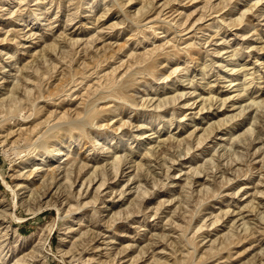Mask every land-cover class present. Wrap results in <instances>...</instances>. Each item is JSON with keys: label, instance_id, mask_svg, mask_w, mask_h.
Instances as JSON below:
<instances>
[{"label": "rangeland", "instance_id": "rangeland-1", "mask_svg": "<svg viewBox=\"0 0 264 264\" xmlns=\"http://www.w3.org/2000/svg\"><path fill=\"white\" fill-rule=\"evenodd\" d=\"M168 2L0 0V264H264V0Z\"/></svg>", "mask_w": 264, "mask_h": 264}, {"label": "bare ground", "instance_id": "bare-ground-1", "mask_svg": "<svg viewBox=\"0 0 264 264\" xmlns=\"http://www.w3.org/2000/svg\"><path fill=\"white\" fill-rule=\"evenodd\" d=\"M116 2H117V1H116ZM167 2H168V0H167ZM170 3H171V2H170ZM166 4H167V3H166ZM166 4H165V5H166ZM167 5H170L169 2H168ZM167 5H166V6H167ZM164 7H165V6H164ZM243 16H245V15H242V16H240V17H243ZM102 17H104V16H102ZM100 18H101V17H100ZM100 18H99V20H100ZM241 19H242V18H241ZM97 21H98V20H97ZM74 43H75V42H74ZM76 43H77V42H76ZM76 43H75V44H76ZM56 46H57V45H56ZM240 46H241V45H240ZM57 47H58V46H57ZM240 48H241V47H240ZM247 48H248V47H247ZM262 48H263V47H262ZM54 49H55V48H54ZM241 49H242V48H241ZM241 49L234 50L233 52H235V51H236V52L233 53V56L235 57V56L239 55L240 51H242ZM55 50H56V49H55ZM263 50H264V49H263ZM53 51H54V50H53ZM214 53H215V52H214ZM233 56H232V57H233ZM243 56H244V55H243ZM229 62H230V61H229ZM234 62H235V61H234ZM234 62H231V64H230V65L233 64V68L230 69V70L233 71V72H235V71L237 70L236 65L234 64ZM46 63H47V62H46ZM89 63H90V62H89ZM91 63H92V62H91ZM97 63L99 64V61H98ZM101 64H102V63H101ZM204 64H205V65H204V66H205L204 68L208 67V66H206V64H207V60H206V62H205ZM255 64H256V63H255ZM43 65H44V63H43ZM88 65H90V64H88ZM244 65H245V64H244ZM247 65H248V64H247ZM45 66H46V65H45ZM97 66H98V65H97ZM55 68H56V67H55ZM55 68H54V70H56ZM201 68H202V67H201ZM235 68H236V70H235ZM241 68H242V67H241ZM247 68H248V67H247ZM24 69H25V68H24ZM242 69H243V68H242ZM25 70H28V69H25ZM51 70H52V69H51ZM202 70H203V68H202ZM240 70H241V69H240ZM244 70H245V69H244ZM247 70H248V69H247ZM45 71H46V70H45ZM86 71H87V70H86ZM143 71H144V70H143ZM176 71H177V70H176ZM203 71L205 72L206 70H203ZM231 71H230V72H231ZM241 71H243V70H241ZM248 71H249V70H248ZM87 72H89V71H87ZM237 72H240V71H237ZM43 73H45V72H43ZM245 73H246V72H245ZM31 74H32V73H31ZM139 74H140V73H139ZM248 74H249V73H248ZM248 74H246L245 76H247ZM33 75H34V74H33ZM35 75H36V74H35ZM203 75H205V74H203ZM40 76H41V75H40ZM251 76H252V74H251ZM24 77H25V76H24ZM32 77H33V76H32ZM36 77H37V75H36ZM89 77H91V76H89ZM42 78H43V75H42ZM84 78H86V77H84ZM18 79H19V78H18ZM226 79H227V78H226ZM27 80H28V79H27ZM42 80H43V79H42ZM17 82H18V80H17ZM17 82H16L15 85H13V88L11 87L12 89H9V91L7 92L9 95H7V96H9V98H11V99H12V97H14L13 100H14L15 98H18V97H19V98H21V97H22V98H23V97L26 98V97H27V94H30L29 96H31V93H33V91H32V90H31V91H30V90H27V91L24 92V93L20 92V90H19V88H20L19 85H21V84H19V82H18V84H17ZM71 82H72V81H71ZM75 82H76V81H75ZM233 82H234V81H233ZM233 82H231V83L233 84ZM73 83H74V82H73ZM237 83H238V82H237ZM13 84H14V83H13ZM76 84H77V82H76ZM76 84H75V86H76ZM235 84H236V83H235ZM23 85H24V84H23ZM78 85H80V84H78ZM78 85H77V86H78ZM236 85H237V84H236ZM250 85H251V84H250ZM246 86H247V85H245L244 88H246ZM3 87H4V86H2V88H3ZM21 87H22V86H21ZM33 87H34V86H33ZM233 87H234V86H233ZM249 87H250V86H249ZM27 88H28V87H27ZM20 89H21V88H20ZM32 89H33V88H32ZM239 89H240V88H239ZM242 89H243V88H242ZM247 89H248V87H247ZM2 90H3V89H2ZM67 90H68V89H67ZM243 90H244V89H243ZM42 91H43V90H42ZM68 91H70V89H69ZM71 91L73 92V90H71ZM115 92H116V91H115ZM66 93H67V92L64 91V94H66ZM244 93H245V92H244ZM16 95H18V96H16ZM38 95H39V94H38ZM239 95H241V94H239ZM242 95H243V91H242ZM39 96L42 97L41 95H39ZM50 96H51V95H50ZM192 96H193V95H192ZM214 96H215V95H214ZM214 96L211 97L210 99H208L209 97L207 98L208 101L211 102L210 104H209V102L206 101V100H205L204 102L202 101L203 103L201 102V103H202V106H201L200 110L198 109V110H199V113H200V112H203V111L207 108V105H210V108L213 107L212 105H213V101H214V99H215ZM31 97H32V96H31ZM182 97H183V96H182ZM231 97H232V96H231ZM238 97H239V96H238ZM9 98H8V100H10ZM35 98H36V99H39V98H37V97H35ZM109 98H110V97H109ZM109 98H108V99H109ZM180 98H181V97H180ZM40 99H41V98H40ZM42 99H43V97H42ZM51 99H52V98H51ZM8 100H7V101H8ZM24 100H26V99H24ZM24 100L22 99V101H24ZM32 100H33V99H32ZM253 100H254V99H253ZM3 101H4V100H2V102H3ZM11 101H12V100H11ZM19 101H21V100H19ZM19 101H17V102L14 101V103H15V104H16V103L18 104ZM22 101H21V104H23ZM28 101H29V100H28ZM30 101H31V100H30ZM150 101H151V100H150ZM216 101H217V100H216ZM222 101H224L222 105L225 106V105H226L225 103H226L227 100H222ZM0 102H1V101H0ZM31 102H33V101H31ZM46 102H47V101H46ZM161 102H162V101H161ZM227 102H228V101H227ZM26 103H27V100H26ZM35 103L37 104V102H35ZM146 103H147V102H146ZM159 103H160V102H159ZM194 103H195V102H194ZM255 103H256V102L254 101V103H252V104L255 105ZM257 103H259V102H257ZM257 103H256V105H258ZM28 104L30 105V103H28ZM33 104H34V102H33ZM186 104H188V103H186ZM260 104H262V103H260ZM34 105H35V104H34ZM58 105H59V104H58ZM141 105H142V104H141ZM189 105H190V102H189ZM193 105H194V104H193ZM253 105H252V106H253ZM13 106H14V105H13ZM17 106H19V105H17ZM23 106H24V105H23ZM27 106H28V105H27ZM27 106H26V107H27ZM30 106H31V105H30ZM37 106H38V105H37ZM86 106H87V105H85V107H86ZM142 106H143V105H142ZM142 106H141V107H142ZM144 106H146V105H144ZM186 106H188V105H186ZM10 107L13 108L12 106H10ZM10 107H9V108H10ZM19 107H22V106H19ZM19 107H18V108H19ZM24 107H25V106H24ZM28 107H29V106H28ZM31 107H32V106H31ZM31 107H30V109H31ZM93 107H94V106H93ZM147 107H148V106H147ZM258 107H259V106H258ZM18 108H17V109H18ZM22 108H23V107H22ZM34 108H35V107H34ZM157 108H159V107H157ZM250 108H251V107H250ZM253 108H254V107H253ZM259 108H260V107H259ZM259 108H258V110H259ZM262 108H264V107H262V105H261V109H260V110H262ZM9 110H10V109H9ZM25 110H26V108H25ZM155 110H157V109H155ZM256 110H257V109H256ZM258 110H257V111H258ZM11 111H12V109H11ZM29 111H30V110H29ZM32 111H33V109H32ZM38 111H39V110H38ZM12 112H13V111H12ZM40 112H41V111H40ZM87 112H88V111H87ZM258 112H259V111H258ZM258 112H257V113H258ZM5 113H6V112H5ZM8 113H9V112H8ZM10 113H11V112H10ZM20 113H21V112H20ZM52 113H53V112H52ZM83 113L85 114L84 111H83ZM83 113H82V114H83ZM199 113H198V114H199ZM257 113H256V114H257ZM84 114H83V115H84ZM260 114H261V113H260ZM260 114H259V116H261ZM262 114H263V113H262ZM5 115H6V114H5ZM7 115H9V114H7ZM32 115L34 116V114H32ZM50 115H52V114H50ZM83 115H82V116H83ZM257 115H258V114H257ZM52 116H53V115H52ZM65 116H66V115H65ZM82 116H81V117H82ZM67 117H68V116H67ZM256 117H257V116H256ZM256 117H255V119H256ZM10 118H11V116H10ZM31 118H32V117H31ZM83 118H84V117H83ZM263 118H264V117H263ZM34 119H35V118H34ZM65 119H66V118H65ZM69 119H70V118H69ZM69 119H68V120H69ZM71 119H72V118H71ZM75 119H76V118H75ZM79 119H80V117H79ZM79 119H76V120H79ZM26 120H27V119H26ZM76 120H75V121H74V120H73V121L71 120L72 122L69 120L68 125H70V126L73 127L74 129H77V131H78V130L82 131L81 126L79 127L80 124L78 125V124L76 123ZM81 121H82V120H81ZM66 122H67V121H66ZM82 122H83V121H82ZM64 123H65V122H64ZM218 123L220 124V120L218 121ZM218 123L214 122L215 125H217V126L220 127L221 125H218ZM222 123H223V122H222ZM60 124H61V123L57 124V126H56V127H53V128H52V127L50 128V127H49L50 124H49V126H48V127H49V130H50V129L53 130V129L59 127ZM124 124H125V123H124ZM124 124H123V125H124ZM63 125H64V124H63ZM83 125H84V124H83ZM91 125H92V124H91ZM120 125H121V124H120ZM211 125H213V123H212ZM46 126H47V125H46ZM54 126H55V125H54ZM61 126H62V124H61ZM209 126H210V125L207 126V129H208V130L211 129V130H209L210 132L207 131L206 128H205V131H206V133L209 132V133L211 134V131H212V133H213V129H215V128H213V127L211 128V127H209ZM48 127L46 128V130L48 129ZM214 127H215V126H214ZM219 127H218V129H219ZM222 127H223V125L221 126V129H222ZM119 128H120V126H119ZM70 129H71V128H70ZM83 129H84V128H83ZM205 131H204V132H205ZM47 132H49V131H47ZM85 132H86V131H85ZM214 132H216V130H214ZM59 133H60V132H59ZM59 133H58V134H59ZM207 134H208V133H207ZM253 134H254V133H253ZM51 135H52V134H51ZM55 135H56V134H55ZM83 135H84V134H83ZM83 135H82V136H83ZM41 136H42V135H41ZM60 136H61V135H60ZM51 137H52V136H51ZM80 137H81V136H80ZM172 137H173V136H172ZM39 138H40V137H39ZM48 138H49V137H48ZM173 138H174V137H173ZM173 138H171V139H173ZM253 138H254V137H253ZM255 138H257V137H255ZM40 139H41V138H40ZM54 139H55V137H54ZM54 139H52V140L54 141ZM46 140H47V139H46ZM175 140H176V139H175ZM253 140H255V139H253ZM253 140H252V141H253ZM41 141H42V140H41ZM49 141H50V140H49ZM160 141H161V140H159V141H157V142H160ZM256 141H257V140H256ZM43 142L45 143V141H43ZM161 142L164 143L165 141H161ZM178 142H179V141H178ZM44 143H42V144H44ZM55 143H56V142H55ZM163 143H161L160 146H161V145H164ZM202 143H203V142H201L200 144L198 143V144L201 145ZM40 144H41V143H40ZM42 144H41V145H42ZM46 144H48V141H47ZM49 144H50V143H49ZM53 144H54V142H53ZM165 144H166V143H165ZM51 145H52V144H51ZM141 145H142V144H141ZM157 145H158V144H156V146H157ZM42 146H43V145H42ZM46 146H48V145H46ZM156 146H155V147H156ZM36 147H39V146H36ZM44 147H45V146H44ZM45 148H46V147H45ZM53 148H54V147H53ZM55 148H56V147H55ZM55 148H54V149H55ZM104 148H105V146H104ZM104 148H101V149H104ZM139 148H140V147H139ZM158 148H159V147H158ZM238 148H239V146H238ZM48 149H49V148H48ZM141 149H142V148H141ZM152 149H153V148H152ZM165 149H166V148H165ZM52 150H53V149H52ZM56 150H57V151H56L57 153L55 154V156H58V157H60V156H65V153H66L65 150H63V149H57V148H56ZM153 150H154V149H153ZM153 150H150V152H154V153H156V152L153 151ZM155 150H156V149H155ZM158 150H159V149H158ZM160 150H161V149H160ZM189 150H190V149H189ZM110 151H111V150H110ZM156 151H157V150H156ZM113 152H115V151H113ZM147 152H149V151H147ZM147 152H146V153H147ZM104 153H105V152H104ZM154 153H152V154H153L154 157H155V154H154ZM49 154H50V153H49ZM109 154H110V153H109ZM147 154H148V153H147ZM150 154H151V153H150ZM38 155H39V154H38ZM115 155H116V154H115ZM145 155H146V154H145ZM153 155H151V157H152ZM158 155H159V154H158ZM220 155H221V154H220ZM146 156H147V155H146ZM156 156H157V154H156ZM122 157H124V156L122 155ZM122 157H119L118 155H116V156L112 157V159H111V160H112V163H111V165H110V169H112V170L114 169V170H115V172H116V176H117V174L119 173L118 171H119V168H121L120 166L125 162V159H123ZM150 159H152V158H150ZM216 159H217V158H216ZM95 160H96V159H95ZM143 160H144V159H143ZM155 160H156V159H155ZM211 160H212V159H211ZM109 162H110V161H109ZM109 162H108V163H109ZM82 163H83V162H82ZM125 163H126V162H125ZM80 164H81V163H80ZM80 164H79V167H80V166H81V167L79 168L80 170H79L78 172H79V173H82L81 171H83L87 166H89V164H88V165H87V163H86V165H84V163H83V165H80ZM72 166H73V165H72ZM96 166H97V165H96ZM103 166L105 167V164H104ZM138 166H140V164H139ZM138 166H137V167H138ZM94 167H95V166H94ZM97 167H98V166H97ZM97 167H95V170L92 172V174H90V175L87 177L88 183H90L89 186H91V185H92L91 183H93L95 180H96V181L98 180V179H97V177H98V176H97V171H98ZM104 167H101V168H104ZM141 167H142V165H141ZM141 167H140V168H141ZM71 168L73 169V167H71ZM77 168H78V166H77ZM98 168H100V167H98ZM101 168H100V169H101ZM140 168L138 167V169H139L138 171H139V172H140L141 170H143V169H140ZM142 168H143V167H142ZM76 170H77V169H76ZM101 170H102V169H101ZM105 170H106V169H105ZM69 171H72V170L69 169ZM73 171H75V170H73ZM102 171H103V170H102ZM138 171H137V172H138ZM149 171H150V170H149ZM167 171H169V169H168ZM111 172H112V171H111ZM139 172H138V173H139ZM67 173H68V174H67V176H66V179L70 181V180H71V176H73V175H72L73 173H72V174H71V172H67ZM79 173H78V175H79ZM148 173H149V172H148ZM103 174H104V173H103ZM0 175H1V174H0ZM80 175H81V174H80ZM104 175H106V173H105ZM138 175H139V176H138V179L141 178V174L139 173ZM142 175H143V174H142ZM144 175H145V174H144ZM144 175H143V177H144ZM149 175H150V174H149ZM99 176H100V175H99ZM1 177H2V176H1ZM145 177H146V176H145ZM145 177H144V178H145ZM148 177H149V176H148ZM3 178H4V177H3ZM3 178H2V179H3ZM102 179H103V180L101 181L99 187L96 188V193H97L98 195H99V192H100L101 188L104 187L105 184H107V183H106V179H105V177L102 178ZM136 179H137V178H136ZM145 179H146V178H145ZM4 180H5V179H4ZM4 180H3V181H4ZM107 180H108V179H107ZM140 180H141V179H140ZM63 181H64V179H63ZM77 181H78V180H77ZM146 182H147V181H146ZM73 183H74V182H72V183H70V184H73ZM145 184H146V183H145ZM7 185H8V184H7ZM84 185H85V181H84V183L82 184V186L84 187ZM141 185H142V184H141ZM66 186H68V184H67ZM89 186H88V188H89ZM9 187H10V186H9ZM49 187H50V186H49ZM68 187L70 188V187H72V186L70 185V186H68ZM66 188H67V187H66ZM66 188H65V189H66ZM72 188H73V187H72ZM58 189H60V188H58ZM138 189H139V188H138ZM140 189H141V188H140ZM47 190H48V189H47ZM69 190L72 191L71 189H69ZM141 190H142V189H141ZM13 191H14V190H13ZM59 191H60V190H59ZM62 191H63V190H62ZM62 191H61V192H62ZM97 191H98V192H97ZM142 191H143V190H142ZM63 192H66V191H63ZM81 192H82V190H81ZM96 193H95V195H96ZM138 193L140 194V192H138ZM144 193H145V192H144ZM262 193L264 194V192H261V194H262ZM79 194H80V193H79ZM257 194H258V193H257ZM61 195H62V194H61ZM67 197H68V196H67ZM69 201H70V199H69ZM52 203H53V202H52ZM55 203H56V202H55ZM30 204H31V203H30ZM250 206H251V205H250ZM255 208H256V206H254V205H252V208L250 207V209H252V211H254ZM257 209H258V208H257ZM244 210H245V209H244ZM244 210H243V211H244ZM243 211H241V212H243ZM255 212H256V210H255ZM257 212H258V211H257ZM246 213H247V212H246ZM228 214H229V212H228ZM259 214H260V213H259ZM225 215H226V213H225ZM238 215H239V213H238ZM262 215H263V214H262ZM241 216H243V215H241ZM259 216H260V215H259ZM219 217H220V216H219ZM219 217H218V218L215 217L214 222H212L213 225H215V224H217L219 221H221ZM263 219H264V216L261 217L260 220H263ZM242 220H244V219H242ZM249 221H250V220H249ZM258 221H259V220H258ZM247 222H248V221H247ZM259 222H261V221H259ZM235 223H236V222H234V224H235ZM261 223H262V222H261ZM234 224H233V222H232L231 225H234ZM251 224H252V223H251ZM251 224H250V223H245V224H244V227H243L244 229H242V230H244L245 232H250V233H249V235H246V236H245L244 238H242V239H239V238H238V242H236V243H235L234 240H232V237H237V236H236L237 234H235V233H236L235 231H237L238 228H237L236 230H235V229H232L233 231L235 230V231H234V234H235V235L233 234L232 237L228 239V243H227V242L225 243V241L223 240V241H222V242H224V243L222 244L223 246H221V247H220V246H217V247H220V249H218V250H219L218 252H221V251H223V250H229V249H231V247H232L233 245L235 246L236 244L240 243L242 240H244V239H248V237H250V236L252 237V236L256 235L257 233H259V232H258V228H257V230H256V229H252V230L250 229ZM253 225H254V224H253ZM256 225H257V224H256ZM202 227H203V226H202ZM202 227L199 228L198 231L201 230V229H203L205 226H204L203 228H202ZM262 227H263V226H262ZM234 228H235V227H234ZM239 228H240V227H239ZM250 230H251V231H250ZM253 230H254V232H252ZM230 231H231V230H230ZM230 231H229V233H230ZM233 231H232V232H233ZM238 232H239V231H238ZM229 233H228V236L230 237V234H229ZM231 234H232V233H231ZM225 237L227 238V236H225ZM195 240H196V239H195ZM193 242H195V241H193ZM222 242H220V243H222ZM212 247L214 248V246H212ZM195 252H196V250H195ZM226 252H227V251H226ZM195 254H196V253H195ZM173 255H174V254H173ZM181 255H182V254H181ZM217 256H218V255H217ZM181 259H182V258H181ZM178 260H179V259H178ZM184 260H185V259L183 258V261H184ZM174 263H175V262H174ZM174 263H173V264H174ZM184 263H185V261H184Z\"/></svg>", "mask_w": 264, "mask_h": 264}]
</instances>
